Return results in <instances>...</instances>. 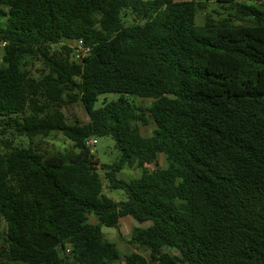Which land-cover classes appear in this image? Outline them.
Listing matches in <instances>:
<instances>
[{"label":"trees","instance_id":"16d2710c","mask_svg":"<svg viewBox=\"0 0 264 264\" xmlns=\"http://www.w3.org/2000/svg\"><path fill=\"white\" fill-rule=\"evenodd\" d=\"M208 1L0 0V264H264V0ZM133 98L152 99L150 136ZM75 103L88 123H68ZM53 133L73 149L33 142ZM101 137L112 164L87 145ZM127 216L150 224L130 237L150 259L105 240Z\"/></svg>","mask_w":264,"mask_h":264},{"label":"rangeland","instance_id":"374dc122","mask_svg":"<svg viewBox=\"0 0 264 264\" xmlns=\"http://www.w3.org/2000/svg\"><path fill=\"white\" fill-rule=\"evenodd\" d=\"M177 1H184V0H177ZM238 1L243 3L249 2V0H238ZM208 3L210 4L208 11H212L213 9H215L220 13H224V15L227 13L226 11H223V9L219 7V5L216 3V0H210L208 1ZM203 15L204 14L200 15L198 23L202 22ZM247 22L248 21H246V23ZM65 44L72 49L74 42L73 41L66 42ZM2 48H3V43L0 45V60L2 58V53H3ZM71 59L74 60L73 56H71ZM42 70H44V65L41 62L38 61L32 62V72L36 77H40L42 75ZM260 89L264 90V74L261 79ZM117 99H118V95L115 94L101 95L98 98L97 102L95 103V108H100L103 106L104 103ZM133 101L136 105H138L145 111L152 104V99L133 98ZM64 112L66 114L67 121L70 124L83 125L89 122V116L84 106L81 103H75L66 106ZM144 113H145V118L147 120V124L143 125L141 122H139L138 126L140 127L143 136H150L153 134V131L156 128V124L149 112L146 111ZM33 142L36 144H40L43 151L47 153L65 152L73 149L74 147L73 143L70 140H68L66 137H64V135L61 133H53L52 136H50L49 138L36 137L35 139H33ZM29 143L30 141L26 137L15 138L16 145L22 147H28ZM92 151L95 154V156L100 160V162L104 164L114 163L119 155L115 147V142L109 137L97 138V145ZM166 167H167L166 158L163 154H161L159 156L158 163L148 166V169L152 171L156 168L164 169ZM140 175H141L140 170L128 169L120 174V178L132 179V178H138ZM105 192L109 194V197L115 199L116 201H125V195L120 190H113L112 192L109 193V191L106 189ZM135 222L137 221L135 220ZM4 224L5 222L0 216V246H3L5 244L4 238H5V231L7 226ZM149 225L150 224H144L143 227H147ZM133 229L134 226L127 223L126 225H124V227L122 226L123 236L122 235L111 236V234L113 233L117 235V231L113 228L111 229L107 227H102V232L105 236V240L115 243L122 255L136 251L144 255L148 259H150V251L148 248L146 247L141 248L138 247L137 245L130 243V237ZM21 264H27V263H21Z\"/></svg>","mask_w":264,"mask_h":264},{"label":"built area","instance_id":"2783aa9c","mask_svg":"<svg viewBox=\"0 0 264 264\" xmlns=\"http://www.w3.org/2000/svg\"><path fill=\"white\" fill-rule=\"evenodd\" d=\"M5 45L6 44L3 43V46H5ZM72 50H73L74 59L77 62H82L84 60V58L89 56V54L91 52V48L88 45H86L82 39H78L74 42ZM87 145L93 150L95 148V146L97 145V139H95V138L90 139L87 142ZM68 252H70V250H68ZM122 264H124V263H122Z\"/></svg>","mask_w":264,"mask_h":264},{"label":"crops","instance_id":"0c3cea01","mask_svg":"<svg viewBox=\"0 0 264 264\" xmlns=\"http://www.w3.org/2000/svg\"><path fill=\"white\" fill-rule=\"evenodd\" d=\"M177 1V0H176ZM3 219V218H2ZM4 220V219H3ZM5 222V221H4ZM89 223L90 224H92V225H96L98 222H97V220H96V218L93 216V215H89ZM131 224V225H133L134 226V228H136V227H143V225L142 224H138L137 222H135V220L132 218V217H130V216H127V217H124V218H122L121 220H120V223H119V225H118V227L117 228H113V229H115L116 231H117V235L116 234H111V236H123V230H122V226L124 227V225H126V224ZM4 225H6V222H5V224ZM112 229V228H111ZM5 233H6V231H5ZM118 248V247H117ZM122 249V248H121ZM119 250V249H118ZM134 252H136V251H134ZM139 253V252H138ZM124 255H127V254H124ZM142 255V254H141ZM144 256V255H143ZM145 257V256H144ZM147 258V257H146Z\"/></svg>","mask_w":264,"mask_h":264}]
</instances>
